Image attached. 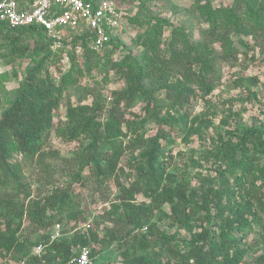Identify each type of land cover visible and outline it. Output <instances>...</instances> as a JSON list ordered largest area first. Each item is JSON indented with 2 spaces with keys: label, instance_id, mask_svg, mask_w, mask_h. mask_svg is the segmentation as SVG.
Instances as JSON below:
<instances>
[{
  "label": "trees",
  "instance_id": "obj_1",
  "mask_svg": "<svg viewBox=\"0 0 264 264\" xmlns=\"http://www.w3.org/2000/svg\"><path fill=\"white\" fill-rule=\"evenodd\" d=\"M195 10L208 25L202 41L190 42L172 31L165 53L159 55L162 31L158 26L138 37L159 65L170 71L171 80L155 78L160 69L154 72L129 56L112 62V55L122 48L119 38L112 37L106 44L104 68L118 72L124 88L114 93L104 120L100 119L105 110L101 95L87 86L82 92L73 91L83 73L72 52L67 54L68 71L54 77L49 69L58 63L63 49L53 50L52 41L34 26L11 29L0 22V46L6 44L12 57L32 60L23 80L11 91L5 89L7 79L0 74L1 256L23 264H72L79 249L87 247L93 259L95 246L106 241L91 228L86 234L64 228L87 217L73 190L85 184L102 189L113 181L118 193L105 213L108 220L116 226L147 229L136 235L107 231L109 242L125 246L120 252L122 264H264V129L240 127L233 137L221 141L215 151L217 172L213 178L199 179L198 189H188L168 172L175 170L176 138L190 137L208 126L205 119L189 118L190 100L205 98L215 89L222 78L218 63L236 61L237 54L247 48L246 38L264 39V0H236L230 9L197 2ZM79 41L89 70L97 57L89 48L90 34L73 36V45ZM216 46L223 52L220 57ZM87 97L93 98L90 104L83 103ZM138 103L143 104V117L131 113ZM150 120L157 123L152 136L143 131ZM52 134L78 145L69 157L59 158L69 181L33 198L21 183V162L52 185L49 159H58L48 148ZM139 195L150 203L136 205ZM163 204H168L169 214L160 211ZM161 216L189 238L160 231L151 220ZM55 225L60 226L61 236L50 242ZM38 245L45 247L34 255Z\"/></svg>",
  "mask_w": 264,
  "mask_h": 264
},
{
  "label": "rangeland",
  "instance_id": "obj_2",
  "mask_svg": "<svg viewBox=\"0 0 264 264\" xmlns=\"http://www.w3.org/2000/svg\"><path fill=\"white\" fill-rule=\"evenodd\" d=\"M113 1L122 14L123 30L119 38L122 48L116 51L110 59L112 62H116L125 56H129L139 60L140 65L143 67H152L154 72L155 69H160L154 77L161 76L164 80L171 77L169 76L170 71L164 70L159 65L153 52L142 45L138 37L150 28L158 26V29L162 31L160 39L157 37L160 40L158 54L163 55L165 53L163 48L166 47L169 34L172 31L186 36L190 42L203 40L204 31L208 25L204 24L195 10L197 2H200V4L208 3L212 9H230L234 7L236 2V0ZM246 42L248 45L245 52L237 54L236 61L222 62L219 59L218 66H220L222 78L215 89L205 98L200 96L192 98L186 108L190 119L196 117L197 121L199 119L208 121V126L202 128L198 134L183 139L176 138V143L172 149L175 170H168V172L175 174L177 182L184 184L188 189H198L199 179L215 176L219 163V160L215 157V151L221 141L225 142L236 133V129L240 127L264 129V39L261 37L257 41H253L246 38ZM28 44L30 48L35 46L33 40H30ZM215 49L220 57L223 53L221 48L216 46ZM106 53L107 49L105 47L100 54H97L89 70L85 69V61L83 65H79L83 76L73 90L82 92L87 86L93 90L94 94L101 95L105 105L101 120L105 119L106 111L113 103L114 93L124 88L121 75L115 70L106 71L104 68L103 64L106 60L104 55ZM67 54L65 51L59 53L58 63L50 67L49 71L54 77H58L59 72L65 73L68 71L70 62ZM148 58H150L149 61ZM31 61L29 58L12 57L6 44L3 43L0 46V74L3 73L6 77L4 79H7L3 83L6 90L11 91L18 87L26 74L27 68L32 65ZM77 95L79 94L77 93ZM77 95L74 96V100H76ZM92 99V97H87L83 103L90 104ZM1 111L2 100L0 99V114ZM64 112V106H61L59 109L60 118H63ZM131 113L143 117V104L138 103L132 108ZM127 117L130 118V116ZM58 121L57 118L54 119V126L58 124ZM156 129L157 123L150 120L145 124L143 131L152 136L156 133ZM48 148L52 150V155L58 157L56 160L49 159V162L53 165L48 173L52 178V185L46 178L39 180L38 170L21 162L23 164L21 183L30 189L33 198H40L47 194L51 186H63L69 181L68 172L62 169V162L59 158L69 157L72 152L77 151L78 145L76 143H64L52 134ZM255 186L261 187L259 182H256ZM9 191L12 192L13 188H10ZM73 191L76 193L77 201L84 209L87 217L84 222L64 226L66 231L72 233L79 231L83 224L89 223L91 229L95 230L99 237L106 241L105 244L95 246L93 264H122L123 258L120 252L125 246L123 242H109L107 231L114 229L115 232L121 233V235L125 233L136 235L146 233L147 229L138 230L132 226H116L114 222L108 220L109 217L105 213L109 211L110 204L115 202L114 199L118 193L113 181H110L108 186L102 189H97L96 186L91 184H85L84 186L75 187ZM134 202L136 205L150 203L147 198L140 195L136 196ZM160 209L163 213L169 214L168 204H163ZM151 222L155 223L160 231L169 236L189 238L186 231L170 226V222L165 217L153 218ZM168 258L167 255L163 260L166 261ZM3 263L20 264L9 255L4 257L0 255V264Z\"/></svg>",
  "mask_w": 264,
  "mask_h": 264
},
{
  "label": "built area",
  "instance_id": "obj_3",
  "mask_svg": "<svg viewBox=\"0 0 264 264\" xmlns=\"http://www.w3.org/2000/svg\"><path fill=\"white\" fill-rule=\"evenodd\" d=\"M122 21L113 0H0V22L11 29L34 26L42 30L52 41L53 50L72 52L79 65L84 64V51L81 41L72 44L73 36L90 34L89 48L100 54L112 37L120 38ZM90 228L85 223L79 231L86 234ZM60 236V226L55 225L50 242ZM44 247L38 245L33 254L39 255ZM70 263L93 264L90 250L80 248Z\"/></svg>",
  "mask_w": 264,
  "mask_h": 264
}]
</instances>
